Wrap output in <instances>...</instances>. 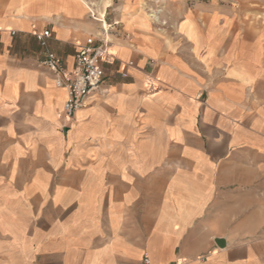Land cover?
I'll list each match as a JSON object with an SVG mask.
<instances>
[{"label": "crops", "instance_id": "1", "mask_svg": "<svg viewBox=\"0 0 264 264\" xmlns=\"http://www.w3.org/2000/svg\"><path fill=\"white\" fill-rule=\"evenodd\" d=\"M91 6L0 0V264H264V39L193 25L205 70L125 16L67 122L41 62L73 69L103 22Z\"/></svg>", "mask_w": 264, "mask_h": 264}, {"label": "rangeland", "instance_id": "2", "mask_svg": "<svg viewBox=\"0 0 264 264\" xmlns=\"http://www.w3.org/2000/svg\"><path fill=\"white\" fill-rule=\"evenodd\" d=\"M94 16L108 24L106 29L111 41L127 39L130 32L128 24H123L125 16L139 19L144 24L148 36L157 42L164 53H196L201 69L209 70L206 61L207 50L194 49L185 36H193V25L203 31L214 24L221 30L228 27L227 22L234 23L225 30L233 36L262 37L264 39V0H88ZM111 4L110 7L106 8ZM90 8V9H91ZM105 12L102 17L101 13ZM92 18V17H91ZM99 22V21H98ZM103 22L96 35L103 33ZM191 28V29H190Z\"/></svg>", "mask_w": 264, "mask_h": 264}, {"label": "built area", "instance_id": "3", "mask_svg": "<svg viewBox=\"0 0 264 264\" xmlns=\"http://www.w3.org/2000/svg\"><path fill=\"white\" fill-rule=\"evenodd\" d=\"M91 17L97 18L91 11ZM99 35L91 34L75 55L74 66L71 71L63 67L61 59L52 51L47 50L41 65L51 71L55 76L56 86L66 88L68 100L64 105V118L67 122L74 119L77 110L85 107L86 100L94 92L103 88L106 72L103 58L110 55L112 44L108 31L103 28ZM51 34L49 30L36 35L38 42L44 48L48 47L47 40ZM143 264H152L148 256H144ZM163 264H181L179 261Z\"/></svg>", "mask_w": 264, "mask_h": 264}, {"label": "water", "instance_id": "4", "mask_svg": "<svg viewBox=\"0 0 264 264\" xmlns=\"http://www.w3.org/2000/svg\"><path fill=\"white\" fill-rule=\"evenodd\" d=\"M217 244H218L219 246H223L224 241H223V240H217Z\"/></svg>", "mask_w": 264, "mask_h": 264}, {"label": "bare ground", "instance_id": "5", "mask_svg": "<svg viewBox=\"0 0 264 264\" xmlns=\"http://www.w3.org/2000/svg\"><path fill=\"white\" fill-rule=\"evenodd\" d=\"M107 26V25H106ZM105 25H103V28L107 29Z\"/></svg>", "mask_w": 264, "mask_h": 264}]
</instances>
